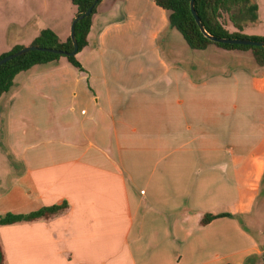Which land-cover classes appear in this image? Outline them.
<instances>
[{
	"label": "crops",
	"instance_id": "0c3cea01",
	"mask_svg": "<svg viewBox=\"0 0 264 264\" xmlns=\"http://www.w3.org/2000/svg\"><path fill=\"white\" fill-rule=\"evenodd\" d=\"M252 1L259 24L241 33L264 37ZM175 31L154 0H102L82 70L60 59L15 77L0 113L20 172L1 213L67 208L0 226L4 264H264V72L248 59L203 73Z\"/></svg>",
	"mask_w": 264,
	"mask_h": 264
},
{
	"label": "trees",
	"instance_id": "16d2710c",
	"mask_svg": "<svg viewBox=\"0 0 264 264\" xmlns=\"http://www.w3.org/2000/svg\"><path fill=\"white\" fill-rule=\"evenodd\" d=\"M155 4L167 13L169 28L176 30L191 50H205L208 46H216L225 51H249L257 66L264 72V47L229 45L214 43L210 41L199 29L190 9L191 0H154ZM102 2L98 0L92 8L91 13L83 17L75 24L74 34L77 42V53L87 45V35L90 30L91 20L96 13L97 7ZM76 7L77 15H83L94 3V0H71ZM194 9L205 32L210 36L219 39H243L257 42H264V37L246 36L241 32L247 26L257 24V6L252 0H194ZM230 23L234 32L226 29ZM32 46L46 49H56L70 53L73 50L72 41L68 38L65 42L49 29L43 30L39 37L34 39ZM23 46H16L10 52L0 56V59L11 55ZM76 53V54H77ZM74 56H63L39 50L27 52L26 54L6 62L0 66V98L11 92L14 87V79L17 75L27 72L34 67L58 62L65 58L67 63L78 70L81 65ZM67 208L66 203L42 207L36 211L26 214L6 213L0 216V226L12 225L22 222H31L38 219L51 218ZM228 216L205 215L201 224L206 225L212 220ZM3 253L0 247V264H4Z\"/></svg>",
	"mask_w": 264,
	"mask_h": 264
},
{
	"label": "rangeland",
	"instance_id": "374dc122",
	"mask_svg": "<svg viewBox=\"0 0 264 264\" xmlns=\"http://www.w3.org/2000/svg\"><path fill=\"white\" fill-rule=\"evenodd\" d=\"M75 14L76 7L72 5L71 0H0V41L8 36V40L14 42L16 46L28 47L32 45L34 39L40 36L43 30L49 29L60 38L59 41L65 42L70 38V27ZM259 19V14H257V24H259ZM260 24L258 27H264V23ZM247 27L256 28L255 25ZM175 33L182 45V49H179L180 58L185 56L191 61L202 65L203 73L212 74L226 69L230 70L235 64L248 66V59H250V62L254 61L251 50L245 52L250 58H247V56L232 58L228 52L218 49L214 45H212V50L207 52L191 50L182 36L177 31ZM61 60L65 61V58H61ZM45 67L47 66H42L41 69H45ZM45 72H48V70ZM228 72L230 73V71ZM24 76V73L20 74L16 78L17 82L15 84H19L21 82L19 80ZM2 100L0 103H2ZM25 129H28L27 122H24V126L21 127L22 131ZM8 138L5 114L0 113V192L6 190L20 172L19 166L14 164L15 161L7 149ZM21 144L25 148L28 146V141L26 140L24 143L21 141ZM256 207V218L261 224H264V180ZM3 211L4 209H0V216L4 215L1 213Z\"/></svg>",
	"mask_w": 264,
	"mask_h": 264
},
{
	"label": "water",
	"instance_id": "95a60500",
	"mask_svg": "<svg viewBox=\"0 0 264 264\" xmlns=\"http://www.w3.org/2000/svg\"><path fill=\"white\" fill-rule=\"evenodd\" d=\"M97 1L98 0H94L93 5L83 15L76 16L73 19V21L71 23V27H70V39L72 41L73 50L70 53L63 52L61 50H56V49L38 48V47L31 45L28 47H23L19 51L0 59V66L5 64L8 61H11L17 57H20V56L26 54L27 52L36 51V50H39L41 52L53 53V54H57V55H63V56H74L77 53V49H78L75 34H74L75 24L78 21H80L83 17H86L91 13L92 8L95 6ZM190 9H191L192 16L194 17L200 31L210 41H212L214 43H222V44H229V45H244V46L264 47V42H257V41H252V40H243V39H219V38H215L213 36H210L209 34H207L205 32L203 26L200 23L199 18L197 17V14H196L195 9H194V0H191V2H190Z\"/></svg>",
	"mask_w": 264,
	"mask_h": 264
}]
</instances>
